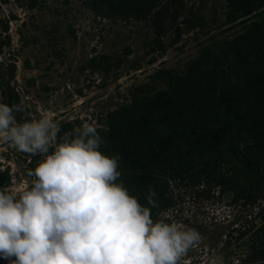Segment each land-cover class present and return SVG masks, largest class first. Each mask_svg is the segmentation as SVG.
Wrapping results in <instances>:
<instances>
[{
    "label": "rangeland",
    "instance_id": "374dc122",
    "mask_svg": "<svg viewBox=\"0 0 264 264\" xmlns=\"http://www.w3.org/2000/svg\"><path fill=\"white\" fill-rule=\"evenodd\" d=\"M147 1L0 0V103H6L4 92L10 106L21 109L15 113L18 122L49 116L59 123L61 135L83 122L94 123L104 140L99 150L120 157L117 182L151 210L153 221L170 222V216L200 234L179 264H240L253 253L262 261L255 240L264 223V180L257 185L262 196L253 204L241 191L227 190L224 181H169L165 197L172 204L152 209L141 203L140 185L130 180L132 170L121 159L109 125L114 112L133 105L125 122L136 130L147 127L151 109L173 89L163 74L206 76L218 92L264 70L252 42L264 32V0H249L247 14L241 0H181L179 35L168 30L161 37L151 29ZM255 26L258 30L249 32ZM230 139L238 147L251 142L242 131ZM40 159L0 142V189H14L28 179ZM228 168L219 164L215 171L227 174ZM257 173L248 171L243 182L255 180ZM242 226L247 229L234 240ZM0 264L8 261L0 257Z\"/></svg>",
    "mask_w": 264,
    "mask_h": 264
},
{
    "label": "clouds",
    "instance_id": "9594fccd",
    "mask_svg": "<svg viewBox=\"0 0 264 264\" xmlns=\"http://www.w3.org/2000/svg\"><path fill=\"white\" fill-rule=\"evenodd\" d=\"M0 103V142L40 156L24 182L0 189V257L8 264H179L200 241L195 229L153 221L119 181V155L94 123L61 135L49 116L18 122ZM156 193L145 197L155 206Z\"/></svg>",
    "mask_w": 264,
    "mask_h": 264
},
{
    "label": "trees",
    "instance_id": "16d2710c",
    "mask_svg": "<svg viewBox=\"0 0 264 264\" xmlns=\"http://www.w3.org/2000/svg\"><path fill=\"white\" fill-rule=\"evenodd\" d=\"M131 1L135 4L143 0ZM248 1L241 0L243 14L251 11ZM147 4L153 34L161 37L169 30L178 36L176 21L181 0H148ZM256 29L252 27L249 32ZM263 34L261 30V36L252 39L260 63L264 62ZM163 77L173 89L160 98L158 107L151 109L152 120L147 127L136 130L131 122H125L126 115L133 112V105L114 112V123L109 125V134L116 139L121 159L132 170L130 180L140 185L141 203L152 209L171 205V198L165 197L168 182L186 180L190 185L224 181L227 190L241 191L246 202L253 204L262 196L257 185L264 180V70H255L241 77V84L218 92L211 89V79L206 76L196 79L187 74L174 79L163 74ZM3 97L10 106V96L3 92ZM241 131L251 142L238 147L230 137ZM219 164L228 165L227 174L215 171ZM258 169L262 171L259 175ZM250 170H256L258 177L244 183L243 178ZM149 188L156 193L155 206L145 198ZM241 228L234 240H239L247 229ZM258 230L260 238L255 244L264 253V223ZM240 264H264V260L258 261L253 253L242 263L240 260Z\"/></svg>",
    "mask_w": 264,
    "mask_h": 264
}]
</instances>
